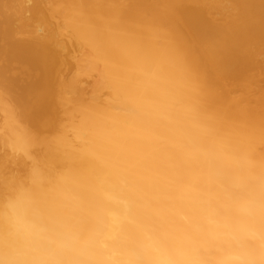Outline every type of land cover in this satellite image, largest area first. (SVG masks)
<instances>
[{"label":"bare ground","instance_id":"6f19581e","mask_svg":"<svg viewBox=\"0 0 264 264\" xmlns=\"http://www.w3.org/2000/svg\"><path fill=\"white\" fill-rule=\"evenodd\" d=\"M0 264H264V0H0Z\"/></svg>","mask_w":264,"mask_h":264},{"label":"rangeland","instance_id":"374dc122","mask_svg":"<svg viewBox=\"0 0 264 264\" xmlns=\"http://www.w3.org/2000/svg\"><path fill=\"white\" fill-rule=\"evenodd\" d=\"M44 11V10H43ZM29 15V14H28ZM27 17H29V19H28V24L27 25H29V26H31V27H34V29L35 28H40V27H42V25H39L40 23H39V21L37 20V14H35V15H29V16H27ZM38 26V27H37ZM47 26H45L44 28H46ZM24 103V102H23ZM26 108H27V106H24V108H23V111H25L26 110ZM45 108V106L43 105V106H40L39 107V109L40 110H43ZM31 119H27V121H30ZM31 122V121H30ZM32 129L33 130H36V128L33 126L32 127Z\"/></svg>","mask_w":264,"mask_h":264}]
</instances>
